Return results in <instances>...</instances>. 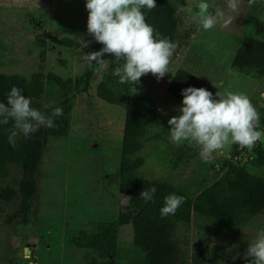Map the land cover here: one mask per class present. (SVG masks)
Wrapping results in <instances>:
<instances>
[{
  "label": "rangeland",
  "instance_id": "obj_1",
  "mask_svg": "<svg viewBox=\"0 0 264 264\" xmlns=\"http://www.w3.org/2000/svg\"><path fill=\"white\" fill-rule=\"evenodd\" d=\"M176 1L184 28L195 29L191 44L171 58L169 73L159 80L150 73L137 92L155 101L169 120L179 114L180 106L175 107L170 96H166L167 88L174 72L185 66L201 78L218 80L221 93L229 89L246 93L251 101L260 94L264 99V79L242 76L230 64L244 36L264 41V0L251 7L242 2L231 24L225 26L221 21L208 31L194 18L200 0ZM209 3L210 11L228 13L226 0ZM87 15L85 0H0V72L30 77L38 71L43 42L47 50L45 72L52 71L64 79L78 77L86 66L82 60L85 52L81 48L62 49L60 59L67 62L63 67L58 61L61 48L50 37L69 36L91 44L95 40L87 33ZM99 81L98 76L90 94H79L74 100L69 134L49 141L37 175L39 190L32 224L8 226L3 223L4 217L0 219V264H10L15 255L17 264H86V257L95 253L78 248L72 241L74 235L80 231L95 232L94 223L114 221L119 208L126 204L127 199L119 193L117 171L126 115L123 108L96 98L94 87ZM49 95L48 99L39 100L44 109L58 101L55 93ZM169 129L167 122L153 128L164 135V147L169 141ZM155 145L147 143L142 152L147 157L140 174L148 179L167 180L193 193L213 184L224 172L225 162L243 165L248 159L234 155L230 144L207 161L198 155L173 170L164 158L159 161ZM249 170L258 173L255 167ZM15 208L16 205L4 206L3 215ZM259 229H264V214L243 229L221 228L194 215L190 225L179 227L181 262L191 264L194 243L205 239L209 243L208 264H231L246 253ZM119 245L117 264H137L143 258L134 245L131 225L121 227Z\"/></svg>",
  "mask_w": 264,
  "mask_h": 264
},
{
  "label": "trees",
  "instance_id": "obj_2",
  "mask_svg": "<svg viewBox=\"0 0 264 264\" xmlns=\"http://www.w3.org/2000/svg\"><path fill=\"white\" fill-rule=\"evenodd\" d=\"M259 2L260 0H256L255 4ZM243 3L248 4L247 0H243ZM145 16L147 22L162 37H168L175 43L172 58L190 46L195 29L184 28L176 0H156V7L145 10ZM35 22L38 23L37 20ZM50 39L61 48L58 61L63 67L67 62L60 59L62 49L81 48V42L69 36H51ZM40 43L42 49L38 71L30 77L0 72V101L7 103V93L12 86H17L23 89L25 96L34 101L32 107L41 112L51 114L57 106L62 107L64 112L53 128L41 125L28 138L19 134L14 147L8 142L14 122L9 120L7 124H0V202H3L0 206V219L4 217V225L32 224L39 190L37 175L44 152L52 138L58 139L69 134L74 100L79 94H90L98 76L100 81L94 87L96 98L108 105L123 108L126 115L117 171L120 175L119 193L127 202L119 208L114 221L94 223L95 232L80 231L74 235L72 241L78 248L95 253L86 257V264H117L120 230L127 225L132 227L136 249L143 254L137 264H182L179 227L190 225L194 215L221 228L243 229L264 214V146L261 141L251 149L233 144L234 155L239 158L245 155L247 161L243 165L225 162L222 175L213 184L196 193L161 178H145L140 171L146 164L147 156L141 154L147 143L155 142L154 151L158 154L159 161L164 158L173 170L178 169L182 162H190L199 155L198 149L187 143L177 146L167 141L164 147L161 144L165 139L164 135L153 131L154 127L157 128L168 120L155 101L137 92L138 87H144L150 73L142 76L135 85H121L111 75L116 66L115 58L105 54L103 59L106 63L98 71L85 66L78 77L64 79L52 71L45 72L47 50L45 43ZM101 47L100 43L94 41L81 49L90 53L99 51ZM230 64L242 76L253 75L254 78L264 79V41L244 36L230 59ZM216 81L218 80L213 81L211 77L201 78L182 66L174 72L166 96H170L168 98L175 107L181 106L182 89L189 86L203 87L215 93L220 87ZM49 92L55 93L58 101L44 109L39 100L43 97L48 99ZM251 102L260 113L257 127L264 131V99L260 94L257 100ZM249 167L258 169V173L251 172ZM16 172L17 175H14ZM9 179L12 180L9 182ZM152 185L156 186L157 192L153 201L145 203L140 198V193ZM171 193L183 196L184 202L174 215L162 218L159 209L163 206L164 197ZM10 205H16L17 208L3 215L4 206ZM38 246L41 247V241ZM192 249L191 264H208L207 240L195 242ZM17 251L19 248L15 253ZM35 254H38V250ZM16 257L15 255L14 261ZM250 259L246 260L244 254H241L231 264H247ZM14 261H10V264H17Z\"/></svg>",
  "mask_w": 264,
  "mask_h": 264
},
{
  "label": "clouds",
  "instance_id": "obj_3",
  "mask_svg": "<svg viewBox=\"0 0 264 264\" xmlns=\"http://www.w3.org/2000/svg\"><path fill=\"white\" fill-rule=\"evenodd\" d=\"M243 0H226L228 13L217 9L210 11L209 0H200L194 18L205 31L214 29L219 22L229 25L238 13ZM251 7L256 0H247ZM156 7V0H85L87 33L102 45L99 51L83 53L82 60L89 69L98 71L106 63L105 54L115 58L116 66L111 75L121 85H135L140 78L151 73L157 80L169 73V64L175 43L162 37L146 20L145 10ZM89 42L81 39V48ZM122 62V63H121ZM182 101L178 115L168 120V139L179 146L184 143L198 149L200 157L207 161L226 145L238 144L251 149L258 141H264V131L258 129L260 113L246 93L225 89L223 93L203 87L189 86L181 91ZM0 101V124L14 122L8 135L13 147L16 137L28 138L43 125L55 127L63 116V108L55 107L45 114L32 107V100L23 89L12 86ZM157 188L152 185L140 193L145 203L153 201ZM184 197L171 193L164 197L160 216L174 215L183 204ZM245 259L247 264H264V229H259L249 242ZM222 264V262H221Z\"/></svg>",
  "mask_w": 264,
  "mask_h": 264
},
{
  "label": "water",
  "instance_id": "obj_4",
  "mask_svg": "<svg viewBox=\"0 0 264 264\" xmlns=\"http://www.w3.org/2000/svg\"><path fill=\"white\" fill-rule=\"evenodd\" d=\"M27 252H28V249L26 248V249H25V253H27Z\"/></svg>",
  "mask_w": 264,
  "mask_h": 264
}]
</instances>
